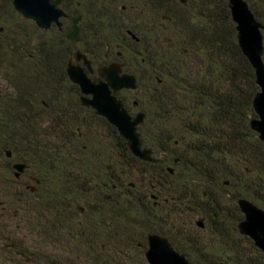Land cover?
Instances as JSON below:
<instances>
[{
	"label": "trees",
	"instance_id": "1",
	"mask_svg": "<svg viewBox=\"0 0 264 264\" xmlns=\"http://www.w3.org/2000/svg\"><path fill=\"white\" fill-rule=\"evenodd\" d=\"M6 1L13 16L0 3V264H130L150 234L191 264H264L237 231L239 199L264 210V143L250 128L259 89L227 0L120 8L51 0L66 16L61 29L46 31ZM245 1L264 26V0ZM76 51L97 67L111 55L136 77L137 88L117 97L145 114L137 130L159 162L136 158L113 125L81 104L67 75ZM14 163L27 164L19 178ZM10 205L25 219L15 226Z\"/></svg>",
	"mask_w": 264,
	"mask_h": 264
},
{
	"label": "water",
	"instance_id": "2",
	"mask_svg": "<svg viewBox=\"0 0 264 264\" xmlns=\"http://www.w3.org/2000/svg\"><path fill=\"white\" fill-rule=\"evenodd\" d=\"M182 3L184 0H180ZM232 22L235 24L239 48L252 66L258 92L253 98L252 108L255 118L250 121V128L264 143V61L263 36L264 26L259 23L245 0H227ZM13 9L26 20L33 21L37 28L47 30L54 24L61 29V20L65 12L55 6L51 0H11ZM131 35V33L129 32ZM134 38V36H132ZM81 62L82 65L78 63ZM120 63H110L96 69L97 81L91 80L87 72L94 73L91 60L85 53L76 51L67 64L69 80L80 91V101L90 108L95 115L104 118L113 125L119 135L126 141L130 152L138 159L157 163L151 148H144L137 131L145 118L143 112L131 115L123 101L117 97L122 91H134L137 88L136 77L122 71ZM11 157V151H6ZM14 177L19 178L27 169L25 163L12 165ZM171 172V169H169ZM237 206L243 219L237 225L240 235L249 238L254 246L264 254V210L247 199H239ZM203 227V222H197ZM147 249L144 253L147 264H191L184 255L173 249L169 241L157 234H150L146 239Z\"/></svg>",
	"mask_w": 264,
	"mask_h": 264
},
{
	"label": "rangeland",
	"instance_id": "3",
	"mask_svg": "<svg viewBox=\"0 0 264 264\" xmlns=\"http://www.w3.org/2000/svg\"><path fill=\"white\" fill-rule=\"evenodd\" d=\"M108 1H111V6H112V1H114V3H115V5H116L117 8H120V6H122V5H125V6H130L131 5V7L132 6L133 7H136L137 6V1L136 0H108ZM0 3H5V16L8 15L9 17H12L13 15H12V12H11V9H10V5L8 4V2L6 0H0ZM58 8H60V7H58ZM125 10H126V14H128L129 17L134 15V14H132L133 12L128 11V8L125 9ZM18 24L21 25L22 23L21 22H18ZM30 32H31V30H30ZM4 89H5V79L3 78L2 72L0 70V91L1 90H4ZM126 96H128V95H126ZM127 101H128V102H126L127 108L129 109L130 114L133 116L136 113V110H133L132 109V106H131V102L133 101V99L132 100H127ZM3 162L4 161L0 162V166H3L4 165ZM20 181L22 183L23 182H26L27 184H29L30 186H32V188L34 187L33 184L27 180L26 176L21 177V180ZM3 191H5V190L3 189ZM0 212H1V208H0ZM7 213H9V215H10V219L12 220L13 226L17 225V223H21L22 220H25L24 219V215H22L21 213L19 215V212H17V209H14V205H10V207H8V212ZM11 216H12V218H11ZM199 221H202L203 222L204 220H203L202 217H196L195 220H192V224L194 225V222H196V224H197V222H199ZM6 222H8V221H6ZM135 233L137 234V230L136 229H135ZM0 242H1V240H0ZM2 244L3 243H0V246H2ZM138 244L139 245H137V246L141 247V250L146 251V249H147V243H146V241L145 242L144 241H140ZM6 251H5V255L7 253ZM47 251H50L49 252L50 255H52L55 252L53 249H47ZM55 253L56 254H54V255L57 256L56 257L57 258V261H60V260H58L59 258L62 261H65L62 258L70 259V258H68L69 255H67V254H62L60 252H55ZM131 254H133V257H132V262L130 264H147V262L145 260V257H144V253L142 254V252H140L139 249L133 250L131 252ZM14 260H16V262L18 264H22L23 263V260L20 259V258L19 259H16L15 258ZM5 264H7L6 257H5Z\"/></svg>",
	"mask_w": 264,
	"mask_h": 264
},
{
	"label": "flooded vegetation",
	"instance_id": "4",
	"mask_svg": "<svg viewBox=\"0 0 264 264\" xmlns=\"http://www.w3.org/2000/svg\"><path fill=\"white\" fill-rule=\"evenodd\" d=\"M61 24H62V21H61ZM55 25L54 24H52L51 25V27L49 28V29H51L52 27H54ZM56 27V26H55ZM49 29H47V30H49ZM42 30V29H41ZM46 31V30H45ZM81 52V51H80ZM117 56V55H116ZM87 57H88V55H87ZM106 57V59L104 60L105 61V63H103L100 67H102V66H104V65H108V64H110V63H113V62H116V63H119V62H117L116 60H114L113 58H112V56L111 55H107V56H105ZM71 58H73V54L70 56V58L68 59V62H69V60L71 59ZM88 59H90L89 57H88ZM91 60V59H90ZM68 62H67V64H68ZM91 63H92V68H93V70H94V73H88L87 72V76L91 79V80H93V81H97L98 80V76H97V74H96V69L97 68H100V67H97V65H95L94 63H93V61L91 60ZM79 65H82V63L81 62H79L78 63ZM121 64V63H120ZM122 71H123V68H122ZM124 72V71H123ZM134 106L136 107V104L134 103ZM138 112H141V111H138ZM137 113V112H136ZM135 113V114H136ZM134 114V115H135ZM138 131V130H137ZM139 133V132H138ZM140 140H141V137H140ZM141 142H142V140H141ZM142 145H143V143H142ZM144 147V146H143ZM145 148V147H144ZM4 202L2 203H0V208L1 209H3V212L4 213H2L3 214V216H5V209H4ZM83 210H82V208L80 209V212H82ZM2 214H0L1 216H2ZM0 216V217H1ZM75 223H79V222H75Z\"/></svg>",
	"mask_w": 264,
	"mask_h": 264
}]
</instances>
